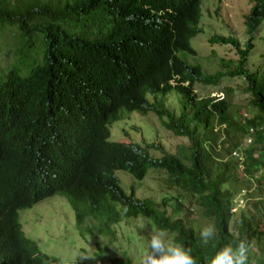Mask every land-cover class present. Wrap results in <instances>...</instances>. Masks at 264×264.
I'll return each instance as SVG.
<instances>
[{"label": "trees", "instance_id": "16d2710c", "mask_svg": "<svg viewBox=\"0 0 264 264\" xmlns=\"http://www.w3.org/2000/svg\"><path fill=\"white\" fill-rule=\"evenodd\" d=\"M200 1L0 0V34L10 39L0 40V50L11 60L6 65L18 64L0 80V264H83L44 256L21 230L18 211L53 195L66 200L79 236L90 237L95 256L104 255L109 264L132 261L125 251L108 256L110 243L101 246L98 237L115 239L118 224H145L146 218L176 234L197 264L236 233L254 242L250 264H264V72L245 69L253 33L264 21V0H248L244 43L208 39L237 57L233 68L220 60L226 71L208 75L178 56L195 54L189 41L200 32ZM33 39L44 49L40 62L28 67L18 46ZM223 77L244 80L248 118L224 96L195 95L194 84L214 86ZM171 90L182 99L178 116L154 100ZM131 112H152L164 130L187 144L174 154L154 144L110 141L108 126ZM152 148L160 157L148 156ZM150 169L164 172L177 194L158 204L138 199L114 176L123 171L140 181ZM243 189L247 208L235 215L234 198ZM193 207L216 225L218 239L208 246L188 218Z\"/></svg>", "mask_w": 264, "mask_h": 264}, {"label": "rangeland", "instance_id": "374dc122", "mask_svg": "<svg viewBox=\"0 0 264 264\" xmlns=\"http://www.w3.org/2000/svg\"><path fill=\"white\" fill-rule=\"evenodd\" d=\"M54 3L55 0H52ZM250 2L248 0H201L199 3L200 32L190 39L189 45L194 50V55L179 53L178 56L188 64L200 66L204 75L212 74L222 69L219 66L220 60L230 62L229 68L235 66L236 55L227 45L209 44L208 39L212 36L233 37L244 43L248 35L243 26V16L248 12ZM0 40H8V36L0 34ZM10 40V39H9ZM31 44V47H28ZM252 49L250 50L245 63V69L261 74L264 72V21L261 22L259 29L253 33ZM20 49L23 51L21 59L28 67L40 62L44 49L42 42L35 39L26 42H19ZM13 52V51H12ZM0 54L2 63L0 67V80H4L5 73L9 67H17L16 61L7 64L4 59V52ZM25 71H21L25 75ZM245 82L240 77L221 78L216 85L208 86L194 84L192 89L198 98L224 96L230 101L231 106L239 110L245 118L250 116L251 110L248 106L249 95L243 91ZM227 90H231L230 92ZM148 102L152 98L146 95ZM154 100L160 102L162 107L174 116L181 112V96L171 90L165 95H156ZM122 119L112 122L108 126L109 140L123 144L134 143L143 147L144 144H154L156 148L166 153H176V146L186 145L187 141L181 137H175L164 130L160 120L152 113L139 114L137 112L125 113ZM246 141L243 140L240 146L243 147ZM148 156L152 158L160 157L159 149H147ZM232 156V155H231ZM153 170V171H150ZM148 170L145 177L138 181L133 179L128 173L116 171L114 176L119 182L120 188L128 193L129 189H134V195L138 199L149 198L156 204L164 196H175L177 190L167 187L166 175L164 172ZM240 175V173H238ZM249 191H253L254 184L248 185ZM264 191V188H263ZM246 189L236 194L234 198L235 215L240 210H246V200L243 194ZM241 201V203H239ZM240 204L239 206H236ZM245 204V205H244ZM237 207V208H236ZM192 214L189 216L190 223L196 233L199 228L208 223L199 216L195 207L191 208ZM18 222L24 236L34 241L39 252L47 257L58 258L62 262H77L83 264H109L104 255H98L93 240L90 237L81 238L75 227L74 216L66 200L60 195H53L32 205L30 208L18 211ZM179 216V214L177 215ZM236 217V216H235ZM233 221L230 223V231L233 232ZM144 223L139 219H127L114 227L115 239L98 237V243L104 246L107 243L110 257H120V252L125 251L130 257L132 264H140L141 252L145 248V236L147 232L143 229ZM109 240H111L109 242ZM103 248V247H101ZM87 254L92 257L90 260L81 261L78 255ZM106 254V253H103Z\"/></svg>", "mask_w": 264, "mask_h": 264}, {"label": "clouds", "instance_id": "9594fccd", "mask_svg": "<svg viewBox=\"0 0 264 264\" xmlns=\"http://www.w3.org/2000/svg\"><path fill=\"white\" fill-rule=\"evenodd\" d=\"M127 212V206H121ZM146 230L145 248L141 252L140 264H197L190 247L177 242L176 234H169L151 218H146L142 226ZM202 246H208L218 239L215 223L209 222L198 230ZM255 248L254 242L244 234L236 233L232 240L215 248L214 255L205 257L202 264H250V254ZM81 261L92 259L87 254L78 255Z\"/></svg>", "mask_w": 264, "mask_h": 264}, {"label": "built area", "instance_id": "2783aa9c", "mask_svg": "<svg viewBox=\"0 0 264 264\" xmlns=\"http://www.w3.org/2000/svg\"><path fill=\"white\" fill-rule=\"evenodd\" d=\"M246 142H247V141H246ZM232 155H233V156H236V154H235V153H232ZM239 203H240V202H239Z\"/></svg>", "mask_w": 264, "mask_h": 264}]
</instances>
